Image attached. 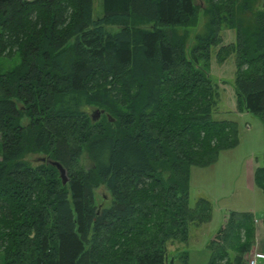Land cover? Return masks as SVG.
Returning a JSON list of instances; mask_svg holds the SVG:
<instances>
[{"label": "trees", "instance_id": "1", "mask_svg": "<svg viewBox=\"0 0 264 264\" xmlns=\"http://www.w3.org/2000/svg\"><path fill=\"white\" fill-rule=\"evenodd\" d=\"M256 1L102 0L93 17V0H0V58L17 59L0 71V264H187L168 245L211 218L208 199L189 204L190 167L239 142L236 122L212 117L224 112L213 60L233 59L236 109L264 126ZM254 181L264 194V153ZM100 185L108 205L95 201ZM254 244V213L232 210L208 264H242Z\"/></svg>", "mask_w": 264, "mask_h": 264}, {"label": "rangeland", "instance_id": "2", "mask_svg": "<svg viewBox=\"0 0 264 264\" xmlns=\"http://www.w3.org/2000/svg\"><path fill=\"white\" fill-rule=\"evenodd\" d=\"M206 0H195L200 7L204 6ZM263 0H257L260 6ZM102 12V0H93V17H97ZM202 12H199L196 23L189 27L187 45L194 43L193 35L201 29L203 25ZM109 31L115 32V26H107ZM226 30L222 35L227 34ZM234 33V32H233ZM232 59L226 60L225 67L211 70L221 89L225 101L235 98L233 87V68ZM17 59L8 60L0 58V71H5L15 65ZM223 64V65H224ZM234 64V63H233ZM95 106L87 107V112L92 113ZM225 110V106L221 111ZM213 119H227L236 122L239 142L233 148L221 152L218 162L209 166H191L189 179V204L194 205L199 197H204L211 204V218L207 223L199 227L191 226L189 236L186 242L174 241L168 245V256L186 250L187 264H208L209 251L207 244L215 233L222 226L226 216L232 209L237 211H246L252 209L257 219L264 214V194L255 184L254 173L256 168L263 162L264 153V126L258 115L232 113L229 111L217 112L212 115ZM23 122L26 119L22 120ZM33 165L46 161V155L43 153H29L25 156ZM87 161L82 153L80 163ZM95 201L97 204L105 203L108 205L111 201V195L104 185H100L94 190ZM260 225V222L257 223ZM253 247V246H252ZM249 256V255H248ZM243 258L242 264H245ZM169 262V263H168ZM168 264H178V261Z\"/></svg>", "mask_w": 264, "mask_h": 264}, {"label": "crops", "instance_id": "3", "mask_svg": "<svg viewBox=\"0 0 264 264\" xmlns=\"http://www.w3.org/2000/svg\"><path fill=\"white\" fill-rule=\"evenodd\" d=\"M226 32H227V34H225V36L223 34L224 43L227 44V43L234 42V38H235L234 37V33L232 31H230V30H226ZM228 59H230V58H228ZM228 59H226V60H228ZM226 60H224L222 63H217L215 60H213L212 63H211V67H210L211 70H213V68L214 69L220 68L221 66H222V68H224L225 65H226V64H224L226 62ZM231 61H232V68L234 70L233 59ZM212 75H213V72H212ZM224 106H225L224 112L225 111H229V112H232V113L240 114V116L241 115L244 116L245 114H248V112H245V111H241V112L237 111V109H236V98H234L233 100H230V101H225V105ZM221 152H223V151H221ZM217 162H218V160L215 163H217ZM232 210H234V209H232ZM234 211H237V210H234ZM246 211H251L252 212V209H249V210H246ZM262 216L260 217V219H257L256 216H255V244L251 248L250 254L251 253H257V254H263L264 255V224H263V221H262ZM257 221L260 222V225L257 224ZM262 262L264 263V259H262Z\"/></svg>", "mask_w": 264, "mask_h": 264}, {"label": "water", "instance_id": "4", "mask_svg": "<svg viewBox=\"0 0 264 264\" xmlns=\"http://www.w3.org/2000/svg\"><path fill=\"white\" fill-rule=\"evenodd\" d=\"M103 111L102 110H99V109H95L92 111V120H96L99 118L100 114L102 113ZM50 164L54 165L58 172H59V176L62 180V183L65 184L67 182V175H66V170L65 168L57 161H52V160H47Z\"/></svg>", "mask_w": 264, "mask_h": 264}, {"label": "built area", "instance_id": "5", "mask_svg": "<svg viewBox=\"0 0 264 264\" xmlns=\"http://www.w3.org/2000/svg\"><path fill=\"white\" fill-rule=\"evenodd\" d=\"M262 259H264L263 254L251 253L246 259L245 264H264Z\"/></svg>", "mask_w": 264, "mask_h": 264}, {"label": "bare ground", "instance_id": "6", "mask_svg": "<svg viewBox=\"0 0 264 264\" xmlns=\"http://www.w3.org/2000/svg\"><path fill=\"white\" fill-rule=\"evenodd\" d=\"M259 221H257V223H258Z\"/></svg>", "mask_w": 264, "mask_h": 264}]
</instances>
